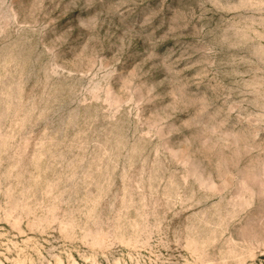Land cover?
Instances as JSON below:
<instances>
[{
  "label": "rangeland",
  "instance_id": "1",
  "mask_svg": "<svg viewBox=\"0 0 264 264\" xmlns=\"http://www.w3.org/2000/svg\"><path fill=\"white\" fill-rule=\"evenodd\" d=\"M0 264H264V0H0Z\"/></svg>",
  "mask_w": 264,
  "mask_h": 264
}]
</instances>
